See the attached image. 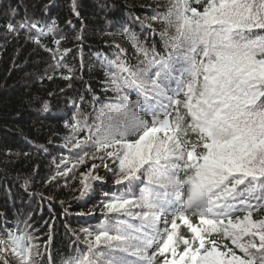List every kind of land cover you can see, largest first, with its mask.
<instances>
[{
	"label": "snow or ice",
	"instance_id": "obj_1",
	"mask_svg": "<svg viewBox=\"0 0 264 264\" xmlns=\"http://www.w3.org/2000/svg\"><path fill=\"white\" fill-rule=\"evenodd\" d=\"M152 19L175 29L161 34L168 54H150L128 33L145 66L134 68L119 55L109 61L116 102L102 104L91 125L75 118L68 125L88 135L66 138L65 147L80 151L71 167L62 160L57 175L99 159L81 173L83 197L102 179L95 170L111 171L105 160H112L123 190L104 193L105 221L83 229L87 250L64 264H156L158 257L160 264H264V218L253 217L264 203L255 195L264 193V0H206L202 10L192 0H170ZM35 240L30 233L0 237V264H10L9 257L40 264Z\"/></svg>",
	"mask_w": 264,
	"mask_h": 264
},
{
	"label": "trees",
	"instance_id": "obj_2",
	"mask_svg": "<svg viewBox=\"0 0 264 264\" xmlns=\"http://www.w3.org/2000/svg\"><path fill=\"white\" fill-rule=\"evenodd\" d=\"M205 3L192 0L199 10ZM169 6L170 0H75L74 11L73 0H0V237L30 233L41 246L40 264H64L86 251L83 229L95 230L106 219L104 193L123 190L114 183L118 165L112 160H105L111 171L103 166L95 170L102 179L91 181L83 197L81 173L93 163L100 165L99 159H86L68 175H57L64 171L62 160L71 167L80 151L65 147L66 138L88 135L87 128L73 134L68 125L74 118L91 125L102 104L116 102L109 61L119 55L134 68L145 66L128 33L150 54L153 49L168 54V37L161 34L167 29L172 35L175 29L152 17ZM52 21L56 26L49 32ZM9 23L15 31H9ZM125 91L131 100L138 98L135 89ZM189 139L196 137L190 134ZM85 150L89 155L94 151ZM137 184L138 194L143 184ZM251 203L258 201L251 198ZM253 217L264 218V203ZM181 232L188 235L184 228Z\"/></svg>",
	"mask_w": 264,
	"mask_h": 264
}]
</instances>
